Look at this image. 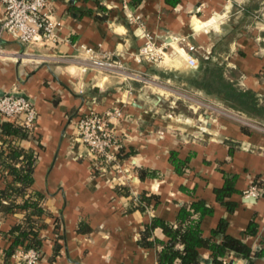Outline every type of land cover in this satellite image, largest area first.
<instances>
[{
  "label": "crops",
  "instance_id": "crops-1",
  "mask_svg": "<svg viewBox=\"0 0 264 264\" xmlns=\"http://www.w3.org/2000/svg\"><path fill=\"white\" fill-rule=\"evenodd\" d=\"M48 1L59 20L55 47L0 37V92L24 95L37 110L33 136L22 144L38 151L31 189L42 194L45 209L38 223V264H158L168 237L157 225L149 235L153 244L144 246L145 228L153 219L179 224L181 208L197 200L211 209L194 214L203 235L211 236L224 220L226 233L250 246L248 257L227 252V264H264V120L185 79L201 58H209V65H220L236 86L252 89L264 104V0H98L101 7L95 0ZM129 13L141 14L147 30L175 48L169 47L173 55L158 65L136 63L131 54L143 39ZM187 43L195 46L194 67L186 61ZM79 44L146 72L147 79L90 65L78 57ZM186 98L192 103L180 110ZM115 105L123 110L114 126L121 139L123 186L116 185L111 171L92 165L72 127L87 108L103 111ZM5 146L0 140V149ZM171 151L185 160L181 171L171 162ZM227 178L234 190L224 200L232 208L215 193ZM10 180L0 172V187ZM253 185L259 194L245 196ZM142 193L152 195L151 201H139ZM23 219L21 211L0 216V247L9 244L5 233ZM213 237L222 239L221 234ZM200 253L203 263L211 258L209 249ZM0 264H13L12 256L5 260L0 253Z\"/></svg>",
  "mask_w": 264,
  "mask_h": 264
},
{
  "label": "trees",
  "instance_id": "trees-1",
  "mask_svg": "<svg viewBox=\"0 0 264 264\" xmlns=\"http://www.w3.org/2000/svg\"><path fill=\"white\" fill-rule=\"evenodd\" d=\"M95 2L98 5V0ZM172 2L175 3L176 0ZM209 61V58H201L198 68L191 69L186 75V81L208 94L215 95L227 106L243 111L254 119L264 120V104L260 103L256 92L249 88L236 86L233 80L224 75L220 65H209ZM32 136L33 132L30 133L14 120L0 117V140L6 145L5 148L0 149V172L11 175V180L0 187V216L16 211L24 214V219L13 224L5 233L9 238V244L5 248L0 247V253L5 260L18 247L40 250L42 244V239L38 234L41 226L38 223L45 212L40 204L42 194L37 190L31 191L38 151L22 144L23 140ZM170 160L177 171H181L185 166V160L180 159L175 151H171ZM233 190V181L227 178L223 186L215 190L217 200L232 208V203L224 200V197ZM152 197V195L142 193L139 201L148 203ZM210 210L202 200H197L191 203L190 208L185 206L181 208L180 223L177 225L153 219L145 228L140 242L144 246L152 245L153 240L149 239L150 231L159 225L168 239L162 242V248L158 251V264H227L223 257L229 251L248 257L251 254L250 246L240 238L226 233L224 220L220 221L211 236L203 235L194 214L199 213L202 216ZM54 220L58 225V218L55 217ZM217 234L222 235L220 241H216L213 237ZM178 244H182V247H178ZM54 246L58 251L60 244L55 242ZM201 248L210 250L211 258L204 263L201 260Z\"/></svg>",
  "mask_w": 264,
  "mask_h": 264
},
{
  "label": "built area",
  "instance_id": "built-area-1",
  "mask_svg": "<svg viewBox=\"0 0 264 264\" xmlns=\"http://www.w3.org/2000/svg\"><path fill=\"white\" fill-rule=\"evenodd\" d=\"M0 4L3 10L0 17V37L7 34L25 45L47 47L57 45L60 40L59 20L52 12L48 0H0ZM128 19L135 24L136 35L143 39L137 51L131 54L136 63L158 65L166 56L173 55L175 48L166 41H158L156 36L147 30L141 14L129 13ZM169 47H172L173 52L169 50ZM194 50L193 44H186V61L190 67H194L197 63L192 54ZM77 51L78 57L87 60L90 65L98 69L143 81L147 79L146 72L130 69L124 61L112 59L106 52L99 55L92 46L79 44ZM226 113L247 125L257 126L246 116L236 112L226 111ZM122 114L123 110L119 105L103 111H98L91 106L83 111L72 124L74 133L86 146L92 165L99 171H111L115 176L117 186L127 183L123 174L124 167L118 157L121 139L114 127ZM0 117L14 120L31 133L35 127L37 110L30 98L4 91L0 92ZM16 142L18 143V140ZM258 194L259 188L255 185L244 192L245 196ZM133 200H136V197ZM11 256L13 264H38L41 251L31 247L26 249L18 247Z\"/></svg>",
  "mask_w": 264,
  "mask_h": 264
},
{
  "label": "rangeland",
  "instance_id": "rangeland-1",
  "mask_svg": "<svg viewBox=\"0 0 264 264\" xmlns=\"http://www.w3.org/2000/svg\"><path fill=\"white\" fill-rule=\"evenodd\" d=\"M192 102L188 100V98H186V100L182 101V103L178 104V108L180 110H184L185 109V104H191ZM187 113V112H186Z\"/></svg>",
  "mask_w": 264,
  "mask_h": 264
}]
</instances>
